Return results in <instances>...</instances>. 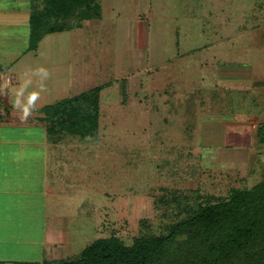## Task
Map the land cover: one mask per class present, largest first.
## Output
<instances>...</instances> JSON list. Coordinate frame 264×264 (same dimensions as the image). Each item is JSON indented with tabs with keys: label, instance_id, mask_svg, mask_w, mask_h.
Segmentation results:
<instances>
[{
	"label": "rangeland",
	"instance_id": "1",
	"mask_svg": "<svg viewBox=\"0 0 264 264\" xmlns=\"http://www.w3.org/2000/svg\"><path fill=\"white\" fill-rule=\"evenodd\" d=\"M45 1L0 0V6L26 2L35 6L33 15ZM100 5L101 19L54 21L75 27L48 34L33 50L28 18L1 35L16 41L5 47L14 49L8 56L0 51L1 64L16 62L0 75L3 83L11 79L6 103L31 116L33 133L47 141L40 148L49 150L39 162L46 156L58 172L49 194L43 170L36 171L40 264L76 260L100 238L128 245L142 234L166 235L204 201L264 180L257 136L264 116V0ZM259 30L263 45L255 42ZM102 86L96 139L49 134L40 121L44 108L56 110ZM241 124H253L251 148L235 132Z\"/></svg>",
	"mask_w": 264,
	"mask_h": 264
},
{
	"label": "trees",
	"instance_id": "2",
	"mask_svg": "<svg viewBox=\"0 0 264 264\" xmlns=\"http://www.w3.org/2000/svg\"><path fill=\"white\" fill-rule=\"evenodd\" d=\"M75 17L80 23L101 19L100 0H46L42 12L30 18L31 49L48 34L74 29L53 22L67 23ZM104 89L71 98L56 110L44 108L42 121L49 134L96 139L99 95ZM257 136L264 144V124ZM58 264H264V180L249 190L232 191L227 199L204 201L166 235L142 234L128 245L118 237L100 238L76 260Z\"/></svg>",
	"mask_w": 264,
	"mask_h": 264
},
{
	"label": "crops",
	"instance_id": "3",
	"mask_svg": "<svg viewBox=\"0 0 264 264\" xmlns=\"http://www.w3.org/2000/svg\"><path fill=\"white\" fill-rule=\"evenodd\" d=\"M34 7L33 4L28 5L26 2L16 8L13 5L0 6V21L5 24V27L0 25L2 55L8 56L12 53L13 48L4 49L8 45L12 47L16 42L11 43L1 36L4 28L8 29L9 26L17 28L13 23H17L20 18H28L29 21ZM261 37L262 31L259 30L255 35L257 45H263ZM15 64L16 62L12 65L0 63V75L7 73ZM5 99L6 90L2 95L4 104ZM7 106L8 118L0 120V264H40L38 263L40 256H43L40 255L39 237L41 175L36 171L43 170L42 177L45 176L43 184L45 183V192L49 194L52 192L50 180L54 182L58 172L46 163V156L42 159L43 163L39 162L41 154L46 155L49 150L44 149L45 146L40 148L41 144H47V141L45 138L40 139L38 132L33 133V122H29L31 116L24 117L25 115L13 111L10 105ZM257 124L259 126L264 124V116ZM252 125L241 124L235 128V132L242 133L243 144L247 147L251 146V133L254 131ZM31 129L32 132L29 131ZM52 242L55 244L54 240ZM54 247L53 250L59 253L60 245Z\"/></svg>",
	"mask_w": 264,
	"mask_h": 264
},
{
	"label": "built area",
	"instance_id": "4",
	"mask_svg": "<svg viewBox=\"0 0 264 264\" xmlns=\"http://www.w3.org/2000/svg\"><path fill=\"white\" fill-rule=\"evenodd\" d=\"M5 83L0 81V120H4L8 118V109L2 101V95L7 90L11 83L10 77H4Z\"/></svg>",
	"mask_w": 264,
	"mask_h": 264
}]
</instances>
